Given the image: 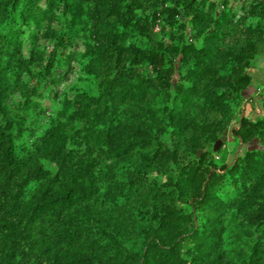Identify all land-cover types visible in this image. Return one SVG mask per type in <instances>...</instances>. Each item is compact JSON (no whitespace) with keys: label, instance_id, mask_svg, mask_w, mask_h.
<instances>
[{"label":"trees","instance_id":"16d2710c","mask_svg":"<svg viewBox=\"0 0 264 264\" xmlns=\"http://www.w3.org/2000/svg\"><path fill=\"white\" fill-rule=\"evenodd\" d=\"M263 54L264 0H0V264H264Z\"/></svg>","mask_w":264,"mask_h":264},{"label":"crops","instance_id":"0c3cea01","mask_svg":"<svg viewBox=\"0 0 264 264\" xmlns=\"http://www.w3.org/2000/svg\"><path fill=\"white\" fill-rule=\"evenodd\" d=\"M249 72L252 75V83L245 91L244 96L253 98V102L259 108L258 99L264 92V54L256 58Z\"/></svg>","mask_w":264,"mask_h":264},{"label":"rangeland","instance_id":"374dc122","mask_svg":"<svg viewBox=\"0 0 264 264\" xmlns=\"http://www.w3.org/2000/svg\"><path fill=\"white\" fill-rule=\"evenodd\" d=\"M72 81H73V78H70L68 82L62 83L60 85L59 90L65 91L67 89L68 85H70ZM244 98L246 99V103L244 104V107H243L244 114L249 115V116H253L254 114H250L251 112H253L252 110H254L255 113L259 114L260 108H258V106H256V104L253 102V98H249V96L248 97L244 96ZM258 101H259V99H258ZM252 103H253V105H252ZM257 109H259V110H257ZM226 143H227V148L230 149L233 153V151L236 150L235 142L231 138H229V140L226 141ZM252 146H256V144H251L250 147H252Z\"/></svg>","mask_w":264,"mask_h":264},{"label":"water","instance_id":"95a60500","mask_svg":"<svg viewBox=\"0 0 264 264\" xmlns=\"http://www.w3.org/2000/svg\"><path fill=\"white\" fill-rule=\"evenodd\" d=\"M227 134H228V132L225 131L223 133V135L220 137V139L215 142L214 147H213L214 152H218L220 150V148L224 145V143H226ZM206 151H207V149H204L203 151H198L197 156H200L203 152H206Z\"/></svg>","mask_w":264,"mask_h":264}]
</instances>
